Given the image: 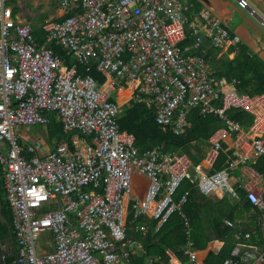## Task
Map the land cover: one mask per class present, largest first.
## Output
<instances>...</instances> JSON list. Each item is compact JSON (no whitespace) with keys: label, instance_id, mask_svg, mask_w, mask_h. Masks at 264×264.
Returning a JSON list of instances; mask_svg holds the SVG:
<instances>
[{"label":"built area","instance_id":"built-area-1","mask_svg":"<svg viewBox=\"0 0 264 264\" xmlns=\"http://www.w3.org/2000/svg\"><path fill=\"white\" fill-rule=\"evenodd\" d=\"M50 3L51 0H46ZM59 13L41 24L44 42L18 0H0V168L11 209L19 264H129L143 245L126 236L129 207L133 216L154 219L157 229L173 212L182 216L186 239L183 260L167 250V261L147 256L145 264H206L197 254L188 219L181 213L188 191L176 190L188 177L203 195L222 191L235 196L236 172L245 198L260 212L262 249L253 258L234 250L222 264H263L264 92H239L235 81L221 84L203 44L238 42L208 9L189 14L188 0H57ZM238 5L246 7L245 0ZM39 26V23H38ZM188 34L193 42L182 45ZM63 46L71 61L49 45ZM94 64L105 75L99 85L78 64ZM132 87V101L154 108L155 121L181 134L191 128L188 115L215 114L222 126L207 137L200 163L187 155L140 153L134 137L120 130V105L111 89ZM252 115L249 127L229 110ZM51 116L69 139L29 141L20 130L47 127ZM228 140L233 144L225 146ZM224 165L212 171L221 155ZM147 179L141 200L132 195V176ZM236 237L250 240L234 221L224 220ZM137 221L136 230L145 231ZM50 232L53 248L40 244ZM248 246H251L250 244Z\"/></svg>","mask_w":264,"mask_h":264},{"label":"trees","instance_id":"trees-1","mask_svg":"<svg viewBox=\"0 0 264 264\" xmlns=\"http://www.w3.org/2000/svg\"><path fill=\"white\" fill-rule=\"evenodd\" d=\"M191 11L189 14H194V10H198V5L193 1ZM33 34L39 43L44 42V32L41 24L34 23ZM194 36L188 34L187 39L183 41L182 45L193 42ZM210 39L205 40L204 52L209 59L214 49L206 50L207 43ZM56 52H58L66 62L71 61V56L66 53V50L59 43L52 41L49 43ZM237 50V55L230 59L229 57H222L219 60L213 59L211 56V64L214 60H218L219 65L215 67V76L218 78L224 77L229 82L235 81L236 89L239 92H247L251 95L264 92V61L257 55L248 52L247 48L241 44L234 47ZM79 72H88L101 85L104 82L105 75L99 72L95 65L92 64H78ZM154 108H148L143 102L132 101L128 107L121 109L117 117V124L120 130H126L134 137V146L142 153L146 150L157 147L161 153H178L185 154L193 164H197L205 152L208 150L207 137L222 126V119L215 114L201 115L198 108L190 111L188 120L191 122V128L185 133H175L167 126H161L155 121ZM229 116L232 120L240 122L244 127H249L252 124L253 117L250 113L239 109L229 110ZM50 123L47 126L48 139H69L71 133H65L60 122L55 116H51ZM226 161V155L222 154L219 161L215 163L212 171L221 168ZM259 170L264 173V158L260 159L256 165ZM185 191H188V196L181 208V213L188 219L190 228V236L197 249L206 247L207 242L213 236L214 238L224 241L222 248L217 252H208L205 262L206 264H222L225 258L232 256V250L236 243L243 239L236 238L234 230L223 224V219L228 218L235 220L238 215L219 214L210 217L209 225H205L203 210L206 202L200 203L195 199L194 184L187 178L184 179L176 193L174 199L177 200ZM240 194H242L240 192ZM0 198L2 203V213L7 218L12 231L9 230L8 223L0 221V237H9L10 233L14 236L11 209L6 197L4 188V180L0 168ZM243 199V197H242ZM244 200V199H243ZM251 204L244 200L243 210L247 211ZM255 210H257L255 208ZM144 220L146 224V234L143 241L144 254H134L129 261V264H145L147 256H158L164 263L167 261L166 251L169 250L174 253L179 259L183 260L181 247L185 242V226L182 222V216L178 212H173L157 229V221L154 219L133 216V210L129 207L126 218V236L133 237L139 241L142 236L136 230V222ZM207 229H210L211 234ZM242 233L249 231V229L240 228ZM251 233L253 242H258L257 235ZM257 233H259L257 231ZM264 264V257H263Z\"/></svg>","mask_w":264,"mask_h":264},{"label":"crops","instance_id":"crops-1","mask_svg":"<svg viewBox=\"0 0 264 264\" xmlns=\"http://www.w3.org/2000/svg\"><path fill=\"white\" fill-rule=\"evenodd\" d=\"M22 1L24 3L27 0H18L19 3H21ZM191 1L198 5V10H194V14L198 13L201 9L210 10L211 15L219 19L221 24L229 31L232 37H239L238 42L225 47L214 46L212 41L210 40V42H208L206 45V50L208 49L209 51L210 49H214L211 54L212 60H219L220 58L225 56L229 57L230 59L234 58L237 55V50L234 49V47L241 44L247 48L249 53L257 55L264 61V0H245L247 2L246 7L239 6L238 0H188V2L190 3ZM204 45L205 44H203V47ZM211 56L209 58L210 63ZM218 60H214L216 62L211 64L214 71L216 69L215 67L219 65ZM218 80L221 84H225L226 82V79L224 77L218 78ZM132 93V87L128 84H125L118 89H111L109 91V97L114 99L115 102H117L120 107L123 108L128 107L132 103ZM230 143L233 144L231 140H228L227 143H225V146L229 145ZM200 161L198 162V164L200 163ZM236 173L237 178L236 181L233 182L235 196H231L222 191H215L208 195L200 194L196 190L194 182L191 180L192 177H188V180H190L194 184L195 199L200 203L206 202V204L204 205L206 207H204L205 209L203 210L205 225H209L211 216L233 213L234 215H238L235 220H232L238 227L242 229H249L250 232L257 235V243L253 242L252 239L244 240L241 237L243 240H239L232 250L233 253L234 250L238 249V255L241 253H246L251 258H253L261 251L263 246L261 230L259 228L261 211L252 205L247 211L243 210L244 200L246 201L245 191L239 186L242 177L239 172ZM146 187L147 179L139 174L134 173L132 176V196L141 200L145 193ZM240 192L242 194H240ZM242 197L244 200L242 199ZM255 208L257 210H255ZM226 219L228 218L223 219V224L224 220ZM144 220L142 219L141 221L144 222ZM207 230L211 234L213 233L210 229ZM257 231L259 233H257ZM139 232L142 236V240L138 241L141 245H143L146 230L143 232ZM223 244V240L214 238L212 236L211 239L207 242L206 247H204L203 249H197V254L200 258L205 260L208 252L217 253L222 248ZM249 244L251 246H248ZM136 255L138 254L136 253ZM251 264L255 263L252 262Z\"/></svg>","mask_w":264,"mask_h":264},{"label":"rangeland","instance_id":"rangeland-1","mask_svg":"<svg viewBox=\"0 0 264 264\" xmlns=\"http://www.w3.org/2000/svg\"><path fill=\"white\" fill-rule=\"evenodd\" d=\"M21 3L22 5L20 9L22 14L34 23H42L48 16L59 13L57 0H51L50 3H47L46 0H27L24 3L23 1ZM20 134H27L30 142L38 139H41L42 141L48 139L47 127L41 125H36L28 129L23 128L20 130ZM39 240L41 245L45 246V244H47V248H53V237L50 232L42 233Z\"/></svg>","mask_w":264,"mask_h":264},{"label":"flooded vegetation","instance_id":"flooded-vegetation-1","mask_svg":"<svg viewBox=\"0 0 264 264\" xmlns=\"http://www.w3.org/2000/svg\"><path fill=\"white\" fill-rule=\"evenodd\" d=\"M15 237H0V264H19Z\"/></svg>","mask_w":264,"mask_h":264},{"label":"water","instance_id":"water-1","mask_svg":"<svg viewBox=\"0 0 264 264\" xmlns=\"http://www.w3.org/2000/svg\"><path fill=\"white\" fill-rule=\"evenodd\" d=\"M0 221H1L2 223H8L7 218H6V217L3 215V213H2V203H1V198H0ZM8 225H9V223H8ZM9 230L12 231V228H11L10 225H9ZM10 237H13L12 233H10Z\"/></svg>","mask_w":264,"mask_h":264}]
</instances>
